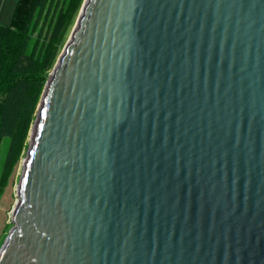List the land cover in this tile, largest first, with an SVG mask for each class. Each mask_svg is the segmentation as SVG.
Instances as JSON below:
<instances>
[{"label":"water","instance_id":"water-1","mask_svg":"<svg viewBox=\"0 0 264 264\" xmlns=\"http://www.w3.org/2000/svg\"><path fill=\"white\" fill-rule=\"evenodd\" d=\"M11 222L0 264H264V0H85Z\"/></svg>","mask_w":264,"mask_h":264},{"label":"trees","instance_id":"trees-1","mask_svg":"<svg viewBox=\"0 0 264 264\" xmlns=\"http://www.w3.org/2000/svg\"><path fill=\"white\" fill-rule=\"evenodd\" d=\"M52 1L19 0L11 22L0 24V140L4 136L11 138L0 190L4 177L21 160L48 74L60 51L67 21V12L62 10L57 15L54 10L50 18L46 12L29 50L32 34ZM82 1L77 0L78 6ZM47 25L48 30L43 34Z\"/></svg>","mask_w":264,"mask_h":264},{"label":"rangeland","instance_id":"rangeland-1","mask_svg":"<svg viewBox=\"0 0 264 264\" xmlns=\"http://www.w3.org/2000/svg\"><path fill=\"white\" fill-rule=\"evenodd\" d=\"M4 1L5 0H3L2 2H4ZM18 1L19 0H6L5 1V9H4V13H3L4 20L1 19L0 24L8 25L11 22V19H12L13 13H14V9H15ZM73 2H74V4H73ZM84 2H85V0L82 1V3L80 4L81 5V7H80V5L78 6L77 0H53L48 6H46V8L44 9V11L42 13L41 20L39 21L38 27H37L36 31H34V33L32 34V40H31L30 45H29V50L32 48L33 42L38 36V33H39L41 25H42V20L44 18V15L46 14V12L49 13L48 15L50 18L52 16L54 10H56V15L61 10L66 11L67 12V14H66L67 21H66L65 26L62 30L64 36H63V40L61 42V47H60L58 57L56 59V63H57V60H58L60 54L64 50L66 43L70 39L72 31H73L74 27L76 26V23H77V20L80 16L81 9H82ZM47 30H48V25L43 28V34H45ZM50 73L48 75H50ZM39 106H40V102H39V105H38L37 110H36V114H35V117L33 120L31 131H32L33 125L37 119V113H38ZM31 131L29 133V137L27 139V145L23 151V155L21 157L19 164L15 165L10 170V172L7 173L6 177H4L2 185H1L2 188L0 190V248L4 244L6 238L9 235V232L12 228L11 214H12V211L16 205V202H17V186L19 184V181H20V178L22 175L23 163H24V160L26 158L28 147L30 144ZM10 144H11V138L9 136H4L0 140V184L2 181V174H3V170H4V166H5L6 157H7L8 152H9Z\"/></svg>","mask_w":264,"mask_h":264},{"label":"crops","instance_id":"crops-1","mask_svg":"<svg viewBox=\"0 0 264 264\" xmlns=\"http://www.w3.org/2000/svg\"><path fill=\"white\" fill-rule=\"evenodd\" d=\"M6 1V0H5ZM5 1L1 3V6H0V20H4V17H3V13H4V9H5Z\"/></svg>","mask_w":264,"mask_h":264}]
</instances>
